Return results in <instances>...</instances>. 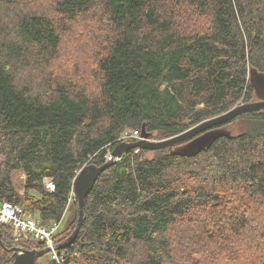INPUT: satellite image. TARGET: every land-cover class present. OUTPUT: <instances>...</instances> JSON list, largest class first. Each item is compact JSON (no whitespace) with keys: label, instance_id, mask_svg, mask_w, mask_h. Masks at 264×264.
Here are the masks:
<instances>
[{"label":"trees","instance_id":"obj_1","mask_svg":"<svg viewBox=\"0 0 264 264\" xmlns=\"http://www.w3.org/2000/svg\"><path fill=\"white\" fill-rule=\"evenodd\" d=\"M41 5L0 0V200L45 227L70 212L59 245L79 220L77 174L126 132L169 138L254 99L264 0H53L55 15ZM77 43L92 65L76 63ZM236 121L244 128L196 154L127 151L97 178L77 236L35 264H264V110ZM19 247L46 248L0 223V264Z\"/></svg>","mask_w":264,"mask_h":264},{"label":"water","instance_id":"obj_2","mask_svg":"<svg viewBox=\"0 0 264 264\" xmlns=\"http://www.w3.org/2000/svg\"><path fill=\"white\" fill-rule=\"evenodd\" d=\"M250 82L254 88V99L241 103L232 109L202 121L190 129L161 140H153L150 135L142 129V138L137 141H123L110 153L108 160L98 166L89 164L84 166L74 180V192L79 209V220L73 233L56 250L65 247L78 234L79 228L84 220V207L86 198L93 188L99 175L110 165L120 159L130 149L156 150L168 148L171 152L182 155H192L209 148L215 140L231 133L226 125L232 120L247 112L264 110V72L255 68L250 69ZM14 262L12 264H35L41 256L49 253L50 248L23 249L14 248Z\"/></svg>","mask_w":264,"mask_h":264},{"label":"built area","instance_id":"obj_3","mask_svg":"<svg viewBox=\"0 0 264 264\" xmlns=\"http://www.w3.org/2000/svg\"><path fill=\"white\" fill-rule=\"evenodd\" d=\"M141 138L142 136L139 130L126 132L123 136L124 141H134ZM44 183L48 190H55L56 185L52 177L44 178ZM72 197H75L74 190L70 199ZM0 223L11 224L14 235L18 239L32 237L35 240L44 242L45 246L51 249L50 254L52 257L58 259L57 250L55 249L58 246V238L56 235L61 228V222L53 223L51 226L45 227L35 214L26 212L23 206L16 205L10 201L0 200Z\"/></svg>","mask_w":264,"mask_h":264},{"label":"rangeland","instance_id":"obj_4","mask_svg":"<svg viewBox=\"0 0 264 264\" xmlns=\"http://www.w3.org/2000/svg\"><path fill=\"white\" fill-rule=\"evenodd\" d=\"M35 1H40L41 4H42L41 6L38 7V9L43 10V11H47V12H50V13L53 14L52 7L49 6L52 3L53 0H35ZM53 15H55V14H53ZM187 16H190L191 18H195L196 22H198L202 26L201 30L208 29V27L210 25V17H208V15L196 16L192 11H189L187 13ZM66 33H75V30L68 28V30H66ZM66 38H69V36H67ZM73 47L74 48H70L71 49L70 51L77 52V54H78V55L75 56L78 59V61L73 59L74 62L76 61V63H79V62L84 63L85 66L92 65V62H91L90 58H86V57H89V56H87V54L85 53L84 48L81 47L79 45V43H77L76 45H73ZM78 52L84 53L86 55V57L83 59V62H82V59H80L82 54H79ZM92 52H93V48H90L89 55L92 54ZM63 63H65L66 71H71V72L73 71L72 70V67H73L72 62L68 63L67 61H65V62L63 61ZM226 128L228 130H230L232 133H237L238 131H240V129L244 128V122L236 121L234 123H228L226 125ZM13 181H14V184L17 187V189L20 192H23L25 174L22 171L15 172L14 175H13ZM69 215H70V212L69 213L68 212L65 213L64 223L61 226L59 232H61L62 227L64 228L65 221H66V219L68 218ZM49 258H50V253H47V254L41 256L39 258V260H40V262H45Z\"/></svg>","mask_w":264,"mask_h":264},{"label":"clouds","instance_id":"obj_5","mask_svg":"<svg viewBox=\"0 0 264 264\" xmlns=\"http://www.w3.org/2000/svg\"><path fill=\"white\" fill-rule=\"evenodd\" d=\"M139 140V139H138ZM134 141H137V140H134ZM74 190V189H73ZM75 199H76V197H75ZM47 248V247H46Z\"/></svg>","mask_w":264,"mask_h":264}]
</instances>
